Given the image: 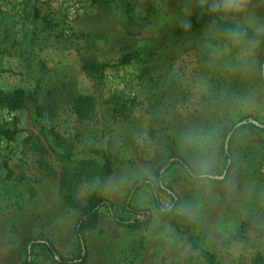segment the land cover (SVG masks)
Returning <instances> with one entry per match:
<instances>
[{
  "label": "rangeland",
  "instance_id": "obj_1",
  "mask_svg": "<svg viewBox=\"0 0 264 264\" xmlns=\"http://www.w3.org/2000/svg\"><path fill=\"white\" fill-rule=\"evenodd\" d=\"M253 6L264 10L260 0ZM185 9L188 19L202 13L199 0H0V89H24L43 113L40 127L30 106L14 113L0 107V127L12 129L16 117L19 130L14 141L0 137V264H22L19 243L34 235L62 255H77L79 213L58 195L64 167L84 204L107 159L112 174L100 194L119 208L135 180L153 178L165 143L175 139L179 148L189 126L218 124L221 133L246 119L264 127V88L231 69H209L200 47L206 30L176 33ZM130 53L133 59L122 62ZM257 56L264 59V48ZM82 58L106 65L102 78L84 75ZM72 91L93 96L89 118L74 114ZM261 139L256 129L237 132L229 145L232 168L221 183L193 184L178 167L165 176L180 197L179 211L209 238L218 264H253L256 254L264 259ZM220 144L221 138L213 177L223 173ZM89 149L102 155L84 152ZM41 157L48 168L39 165ZM161 201L169 203L164 195ZM132 202L155 212L146 190ZM85 245L88 264H206L157 215L145 229L131 230L103 211ZM35 253L36 264H49L41 249Z\"/></svg>",
  "mask_w": 264,
  "mask_h": 264
},
{
  "label": "trees",
  "instance_id": "obj_2",
  "mask_svg": "<svg viewBox=\"0 0 264 264\" xmlns=\"http://www.w3.org/2000/svg\"><path fill=\"white\" fill-rule=\"evenodd\" d=\"M189 20L191 22V30L185 32L184 29L179 26L176 30L177 34L184 36L199 30H206V25L208 23L207 15L196 13L192 15ZM133 57L131 53L126 54L122 57V62L129 63ZM105 66L106 65L97 63L94 60L82 58L81 71L88 78L97 80L102 78ZM257 82L261 84L260 81ZM71 95L73 111L76 117L78 119L89 118L95 106L93 96L76 91H72ZM27 106L32 108L37 125L41 127L43 118L42 108L38 105L37 100L31 93L22 88H14L9 91L0 89L1 108L14 113ZM17 123L18 120L14 117L12 129L0 127V137L8 141H14L19 133ZM244 127L258 130L262 134L261 143L264 145V127H258L249 120L240 119L230 127H224L220 133L221 144L219 151L223 162L222 172H226V175L223 179L215 178L221 175L215 177L211 175L207 180L218 184L226 178L233 164L229 145L237 132ZM53 135L57 136L56 133H53ZM41 148H43L42 145ZM163 148L164 158L154 172L153 178L135 180L128 190L123 204L119 208L115 207L109 200L100 194V190L106 185L107 180L112 174L111 164L107 159L104 160L100 167L98 184L89 192L84 204L80 203L74 196L70 173L64 167L59 173L58 195L62 202L71 210L79 213V217L73 227V236L78 253L75 257L62 255L50 240L41 235H34L24 238L19 243L17 254L20 258H24L22 264H36L35 251L37 249H41L45 253V258L49 264H88L85 234L97 228L99 217L103 211L107 213L108 217L115 225L131 230L145 229L151 223L154 215H157L170 227L179 231L185 237L191 251L202 257L206 264H218L215 253L207 247L210 244L209 238L199 231L195 222L188 215L179 211L181 205L180 197L175 193L172 187L166 183L165 176L174 167H178L185 173L187 179H189L191 183L195 184L201 180L197 177H193L189 172V162L185 156L180 153L178 143L175 139H171L169 143H165ZM35 151L37 154L41 155L37 150ZM84 152L102 155V152L95 149L85 150ZM38 162L39 165L43 166V169L49 167L43 157L39 158ZM4 166L6 167L7 165ZM143 190H146L150 194L155 209L154 213L149 208L133 205V198L137 193ZM162 195L169 199L167 205L162 203ZM247 226L248 222L243 224L242 231H245ZM253 264H264L263 257L256 254L253 257Z\"/></svg>",
  "mask_w": 264,
  "mask_h": 264
},
{
  "label": "clouds",
  "instance_id": "obj_3",
  "mask_svg": "<svg viewBox=\"0 0 264 264\" xmlns=\"http://www.w3.org/2000/svg\"><path fill=\"white\" fill-rule=\"evenodd\" d=\"M201 12L208 17L206 33L200 42L209 69L232 72L242 79L260 81L264 87V60L257 54L264 48V10L253 0H199ZM264 5V0H260ZM189 10L177 18L185 32L191 30ZM220 126L194 124L180 136L179 148L189 158V172L201 181L215 173L214 153Z\"/></svg>",
  "mask_w": 264,
  "mask_h": 264
},
{
  "label": "water",
  "instance_id": "obj_4",
  "mask_svg": "<svg viewBox=\"0 0 264 264\" xmlns=\"http://www.w3.org/2000/svg\"><path fill=\"white\" fill-rule=\"evenodd\" d=\"M225 175H226V172H223V174H222L221 176H219V177H215V178L223 179V178L225 177Z\"/></svg>",
  "mask_w": 264,
  "mask_h": 264
}]
</instances>
